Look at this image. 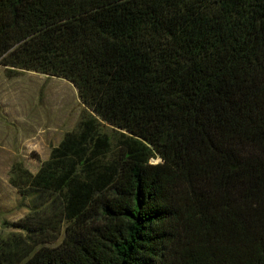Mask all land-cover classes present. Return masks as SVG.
Returning <instances> with one entry per match:
<instances>
[{
  "label": "trees",
  "instance_id": "trees-1",
  "mask_svg": "<svg viewBox=\"0 0 264 264\" xmlns=\"http://www.w3.org/2000/svg\"><path fill=\"white\" fill-rule=\"evenodd\" d=\"M0 65L83 106L0 264H264V0H0Z\"/></svg>",
  "mask_w": 264,
  "mask_h": 264
},
{
  "label": "rangeland",
  "instance_id": "rangeland-1",
  "mask_svg": "<svg viewBox=\"0 0 264 264\" xmlns=\"http://www.w3.org/2000/svg\"><path fill=\"white\" fill-rule=\"evenodd\" d=\"M83 112L68 81L27 70L6 71L0 65V236L20 232L10 226L28 212V197L9 185L10 165L19 161L31 173L65 132L75 128ZM101 131L112 136L109 125ZM158 158L149 162H158ZM45 245H55L60 237Z\"/></svg>",
  "mask_w": 264,
  "mask_h": 264
}]
</instances>
